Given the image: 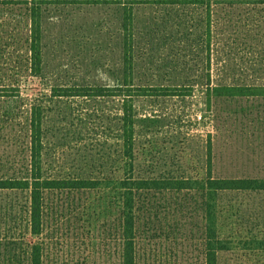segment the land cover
<instances>
[{
  "label": "rangeland",
  "instance_id": "374dc122",
  "mask_svg": "<svg viewBox=\"0 0 264 264\" xmlns=\"http://www.w3.org/2000/svg\"><path fill=\"white\" fill-rule=\"evenodd\" d=\"M18 2L0 0V180L26 173L34 103L42 107L47 176L121 178L126 100L135 115V176L200 181L211 165L213 177L264 178V99L208 102L206 76L212 74L210 86L264 83V6L213 7L211 35L204 5L136 6L129 43L134 88H120V96L65 97L54 93L123 84L122 7L44 6L41 73L34 75L29 8ZM138 87L145 96L128 99L126 91L143 92ZM166 90L181 95L155 94ZM112 195L48 192L45 229L36 237L26 224L27 191L0 189V264H26L29 243L42 239L44 264L115 263ZM216 200L218 233L228 247L218 264H264V191H227ZM209 202L200 190L145 191L136 203L138 264H204Z\"/></svg>",
  "mask_w": 264,
  "mask_h": 264
},
{
  "label": "trees",
  "instance_id": "16d2710c",
  "mask_svg": "<svg viewBox=\"0 0 264 264\" xmlns=\"http://www.w3.org/2000/svg\"><path fill=\"white\" fill-rule=\"evenodd\" d=\"M115 4L122 7L123 14V65L121 74L124 82L116 91L108 87L73 86L60 87L56 96L65 97H104L120 96L119 92L134 88L133 62L129 43L132 40V13L139 5H167V6H206L207 31L211 35V21L215 10L220 6L233 8L236 6H264V0H19L17 4L27 5L30 20L29 35V61L32 74L41 73V38H42V14L43 7L50 4ZM216 22V21H215ZM208 35V37H209ZM131 37V38H130ZM211 73L207 72V99H264V83L262 84H226L220 83L210 86ZM131 85V88H130ZM178 88V87H174ZM123 90V89H122ZM134 90L143 91V88ZM119 92V93H118ZM156 95H181L172 92L161 91ZM186 95L187 93H183ZM129 98L145 96V91H126ZM127 101V100H126ZM124 102L121 116V139L122 155L125 157L123 163V176L117 179H105L100 177L86 178H54L44 173L41 161L42 153V107L40 103L31 105L28 116L29 129V164L24 176L13 179L0 180V189L27 191L28 199L25 207L27 214V229L32 236L39 237L45 229L46 195L51 191H94L100 189L110 190L116 206L117 236H116V261L111 264H138V251L136 247V203L149 190L184 191L200 190L210 201L206 206V232L204 242V264H218V255L228 249L226 242L219 236L217 229L218 204L217 197L227 191H264V178L258 177H213L211 165L207 167L206 178L203 180H192L185 178H161L145 179L134 174L133 159V130L134 112L131 104ZM46 242L42 239L29 243L26 252V264H44L43 258L46 253Z\"/></svg>",
  "mask_w": 264,
  "mask_h": 264
}]
</instances>
